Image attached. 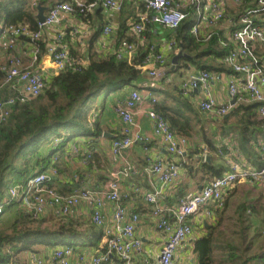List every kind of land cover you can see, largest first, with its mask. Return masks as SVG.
<instances>
[{
  "label": "built area",
  "instance_id": "1",
  "mask_svg": "<svg viewBox=\"0 0 264 264\" xmlns=\"http://www.w3.org/2000/svg\"><path fill=\"white\" fill-rule=\"evenodd\" d=\"M4 1L6 0H0V2ZM125 2L133 3L139 8L136 18L131 21L129 27L134 39L123 40L118 52L115 50V54L136 53L145 44V32L148 31L150 24L176 30L183 20L190 17L194 21L191 33L195 37H204L205 40H209L215 34L214 27L226 19L223 0L55 1L46 11L45 21L41 23L37 19L36 29L32 28L28 22H22L8 25L2 30V39H0V72L2 74L0 126L7 122L17 104L28 102L44 92L48 77L42 69L33 68L38 63L42 51L56 62L58 68L75 70L77 67L73 65L75 59L65 45L63 31L56 32L50 43L42 49L41 37L46 28L58 26L65 15L80 16L88 27L90 17L97 8L119 14ZM236 2L239 3L240 0ZM32 5H37L36 0ZM263 14L264 0H258V7L241 13L238 20L239 26L232 31L229 38L237 44L223 59L224 63L234 72L229 81L230 102L219 105L215 101L210 89L214 75L208 70L203 69L198 74H192L183 79L180 85L183 94H188L197 88L204 90L206 96L199 102L201 110L226 115L237 104L255 103L258 117L264 119V54H259V51H264V26L256 21L257 17L261 18ZM87 27L85 30L88 29ZM103 34L106 37L113 34L112 25L107 24L103 28ZM22 41L31 46L32 67L24 65L23 57L18 51ZM166 45L171 49L179 47L176 40L169 41ZM222 45L227 46V42H223ZM166 64L165 54L158 49L155 43L150 44L138 58L134 88L127 98L116 101L114 105V111L121 120V134L112 141V150L116 156L123 157L126 150L145 140L140 131L136 130L134 115L138 108L146 102L143 93L156 88L154 81H157ZM145 79L151 82L148 85L147 83L142 85ZM234 99L235 104H232ZM148 103L156 104L157 98L151 97ZM147 113L154 136L161 139L169 153L179 157L183 156L189 145V139L176 133L168 119L155 107H150ZM73 149L78 151L77 147ZM260 152L263 157L261 168L245 166L239 161L228 160L229 170L214 178L199 192L181 197L171 208L163 206L160 198L164 196L163 187L179 181L181 164L178 161L158 159L147 168L158 175L162 187L143 193H140L141 188L136 185L133 189L138 195L142 194L145 201L152 205V213L157 217L156 227L166 236L156 264H174L178 246L193 236L192 215L200 213L201 209L212 200L216 202L217 208L224 207L228 192L237 183L264 182V142L260 144ZM219 154L223 155L220 149ZM58 172L54 164L48 170L40 171L29 177L25 182L10 186L7 192V203L13 200L18 201L19 205L15 207L16 210L31 213L36 219H41L46 214H52L58 218L69 217L78 207L85 204L93 207L92 224L105 226L103 208L105 203L110 202L115 205L113 223L104 228L100 234L101 239L98 246L90 256L77 252L74 245L65 243L54 247L48 256L41 252L29 251L26 264H132L133 255L143 248L141 238L136 235L141 216L139 213L129 212L120 202V181L135 175V168L130 164L123 165L121 161V165L112 169L106 182L100 188H75L68 194L52 186ZM4 213L5 207L0 203V218ZM8 264H15V262L12 260Z\"/></svg>",
  "mask_w": 264,
  "mask_h": 264
},
{
  "label": "crops",
  "instance_id": "2",
  "mask_svg": "<svg viewBox=\"0 0 264 264\" xmlns=\"http://www.w3.org/2000/svg\"><path fill=\"white\" fill-rule=\"evenodd\" d=\"M33 1H31V4ZM36 2L37 5L40 3L37 0ZM223 3L226 19L218 23L214 27V31L218 34L221 33V36L223 38L226 37L229 41L232 33V23H236L234 18L238 17L241 13L239 12L236 0H223ZM50 4L47 5L50 6ZM37 5L36 14L38 12ZM138 9L135 4L130 2L124 3L123 10L119 14L97 8L90 17L91 20L88 27L80 16L65 15L58 26L46 28L43 31L41 43L44 48L46 44L50 43L56 32L63 31L68 42H65V45L67 46L70 43V45L79 51L81 56L77 59L84 61L87 56L91 60L76 63L75 65L90 64L94 61H107L110 59L118 60L117 57L120 54L127 53L136 61V64L128 63L136 67L141 53L152 43H155L158 49L165 54L167 64L160 72L157 81H154L156 88L143 93L146 102L142 107L138 108L134 115L136 130L140 131L145 140L134 144L126 150L122 155L123 157L116 156L113 153L112 141L121 134V120L114 111V105L116 101H122L128 97L135 86L133 83L132 85H126V87L119 91L108 94L103 106L98 105L95 107L90 119L93 123H97L101 131L97 130V125L94 127L93 124H90L91 130L87 131L86 134L78 136L77 145L69 142L64 146L63 150L59 153V172L52 183L60 192L65 194L72 192L75 188L90 187L98 189L106 182L112 169L117 165H121V161H123V165H132L136 170V174L123 178L120 181V202L129 212H136L141 216L140 223L136 229V235L141 238L143 248L140 252L133 255L132 264H156L166 236L156 227L157 217L152 213V205L145 201L142 194L138 195L134 191L133 186L140 187V193L161 188L162 184L158 175L147 168L158 159L178 161L181 164L180 179L175 183L163 187L164 196L160 198L163 206L171 208L177 204L181 197L199 192L202 187L218 177L216 174L217 170H221L220 176L229 170L230 165L228 160L239 161L245 166L261 168L263 166V157L260 152V144L264 142V125H249L250 131L246 137H243L236 125V115H231V111L226 115H220L215 111L208 112L201 110L199 102L206 96L203 89L197 88L188 94H183L180 89L183 79L192 74L196 75L203 69L193 62H188L186 66L177 69L176 64L173 63V59L180 52H183L182 41L176 40L179 45L178 48H168L166 43L176 38L173 35L158 38L157 35L160 33L159 27L148 26V31L145 32V44L136 53L122 52L115 55L117 46L115 35L118 28L122 22H125L130 27L131 21L136 18ZM262 18H264V14ZM107 24L112 25L113 28V34L109 37L103 34V28ZM84 26L88 29L85 30ZM0 34V39H2V32ZM231 41L234 42L232 39ZM234 45L237 46V44ZM18 51L23 57L24 65L32 67L31 61L33 55L31 53V46L22 41ZM91 52L94 55H91ZM183 53L185 54V52ZM259 54L263 55L264 51H259ZM99 56L104 59H96ZM244 60L248 61L247 59ZM33 68L36 70L42 69L47 77L57 74L59 69L56 62L44 51L40 54L39 61ZM210 72L214 75L210 89L215 101L219 105L230 102L229 81L234 75L233 70L224 65L221 69ZM150 82L151 80L145 79L142 85H146L145 83L148 85ZM179 91L182 95L179 94ZM151 97H156L157 103L163 101L164 105L172 107L177 114L176 118L179 122H188L183 130L184 133L182 132L189 139V145L183 156L179 157L169 153L161 139L154 136L147 110L150 107H155L157 110V103L154 105L149 104L148 99ZM167 119L169 118L167 117ZM73 147H77L78 151L76 152ZM219 149L223 151V155L219 154ZM205 162H207V165H204ZM229 195H227L225 207L228 206ZM210 203L204 206L200 213H198L200 221L197 227L194 226V233L190 238V248L194 253L192 261H195V258L196 260L198 259L197 253L194 251V242L196 240L210 235L211 232L216 239L226 237V234H228L223 226L221 230H218L221 235H217V230L215 231L214 229L217 228L218 217L225 207H222L223 209L217 208L209 205ZM15 207L14 210L16 211ZM114 210L115 205L113 203H105L103 214L106 225L103 226V230L113 223ZM93 211V207L84 204L78 207L70 217L83 222L80 228L82 231L90 230L89 228L94 225L91 219ZM239 224L240 222L236 227ZM153 228L157 229L160 233H154ZM227 229L229 231L230 227ZM98 243L99 241H97L96 245H74V247L77 252L90 256L94 253ZM53 249L54 247L43 246L42 248H36V251L48 256L52 253ZM184 249H186V246L182 247L179 251H184ZM113 258L115 259V255ZM184 263L186 264V261ZM15 264H21V261L20 263L15 262ZM196 264L199 263L196 262Z\"/></svg>",
  "mask_w": 264,
  "mask_h": 264
},
{
  "label": "trees",
  "instance_id": "3",
  "mask_svg": "<svg viewBox=\"0 0 264 264\" xmlns=\"http://www.w3.org/2000/svg\"><path fill=\"white\" fill-rule=\"evenodd\" d=\"M31 1L6 0L0 2V21H2L0 33L4 27L22 22H28L34 29L38 27L35 13L36 6H33ZM37 1L47 5L58 0L51 2L50 0ZM256 7H258V0H240L238 3L240 13ZM239 16L234 18L236 23H232V31L239 26ZM260 17H257L256 21L264 26V18ZM193 24L194 21L188 17L182 21L178 29L172 30V33L169 34L173 35L176 38L175 40L182 41L183 52L186 54L179 60L176 65L177 69L186 66L188 62H193L199 68L208 71H216L224 67L226 64L223 59L235 48L236 45L234 44L236 43L231 40L228 41L226 37L223 38L221 33L213 34L209 40L195 37L191 33ZM151 26L155 25L150 24L149 27ZM128 29L129 25L127 26L125 22H122L118 28L115 35L116 52H118L123 40L131 41L134 39L131 33H128ZM64 42H67L66 35ZM223 42H227V46L222 45ZM41 46L43 49L42 43ZM67 46L74 59L81 56L77 48L70 45V43ZM91 55H94V53L91 52ZM96 59L104 58L99 56ZM118 60L110 59L107 61H94L90 64H79L75 70L59 68L57 74L47 78V85L40 96L28 102L17 104L14 107L7 122L0 126V192L3 189L5 178L12 172L31 177L46 168L48 157L45 152L47 151L45 149L42 152L45 156H42V153L39 152L46 134L51 131L58 133L57 131L59 130V136L56 137L59 138L58 145H60L62 141L64 142L65 137L69 136L70 133L67 131L69 128H75L80 131L81 127L84 126L82 123L83 119H86L84 113L85 102L95 90L105 86L115 87L118 84L132 85L134 83L137 70L134 65L128 62L136 64V61L133 58ZM86 61L91 60L86 56ZM1 80L2 74L0 72ZM179 94L182 95L180 91ZM162 102L157 103V110L169 118L168 121L176 133L184 135L183 130L188 122H179L173 108L164 105ZM256 107L257 104L255 103L238 104L230 112L231 115H236V125L243 137H246L250 131L249 125H264V119H257ZM97 127L100 132L98 125ZM30 146L35 149L36 154H39L33 156L35 167L28 166L31 160H26L27 155L23 152L26 147ZM20 156L26 157L25 161H19L18 158ZM204 165H207V162ZM37 166L40 167L38 170H36ZM216 174L220 176L221 170H217ZM18 214L20 215L17 216L9 229L0 227V264H8L12 260L18 262L16 260L18 253L36 251V248L40 245L45 247L62 245L67 243L66 237L77 236L79 232H82L80 228L83 222L79 219L63 217L58 225L49 227L43 226L42 222L46 221L44 218H33L31 213L28 212ZM21 220L35 224H23ZM250 221L249 215L242 212L240 224L234 233V235L240 234L241 242L238 244L233 239L234 235L216 239L212 232L210 235L196 240L194 242V251L197 253L198 263L264 264V242L258 239L262 228L258 221L256 222L255 219H252L251 226L255 229V234L251 236L248 233ZM243 224L247 225L244 226ZM92 228L93 226L89 229L91 230ZM100 239L101 235L94 240L92 245H96Z\"/></svg>",
  "mask_w": 264,
  "mask_h": 264
},
{
  "label": "rangeland",
  "instance_id": "4",
  "mask_svg": "<svg viewBox=\"0 0 264 264\" xmlns=\"http://www.w3.org/2000/svg\"><path fill=\"white\" fill-rule=\"evenodd\" d=\"M53 1V0H50ZM192 20V19H191ZM0 26H2V21H0ZM159 27L160 33H158V38L162 36H169L171 30L161 27ZM1 37V34H0ZM126 87V85H116L114 86H105L101 89H97L93 92V94L86 100L85 104V109L84 113L86 115V119H83V127H81V130H76L75 128H69L67 131L69 136L65 137L64 142L62 141L60 145H58L59 138L56 136H59V130L57 131L58 133H54V131H51L46 134V138L43 141V144L40 147L39 152H43L45 149L47 152L46 156L48 157V163L46 165V168L43 170H48L51 166L54 164L57 166V169L59 170V153L61 150H63L64 146L67 143H73V144H78L77 138L80 134H86L87 131L91 130L90 124H93L94 127H96L97 123H93L90 119V117L93 114V111L96 106L101 105L105 103V99L108 94H111L112 92L119 91ZM79 132V133H78ZM79 139V138H78ZM70 145V144H68ZM50 149V151H49ZM49 151V152H48ZM27 156H20L18 159L19 161H25L28 160L30 161L28 163V166L30 167H35L34 166V157L39 154H36V151L32 146L26 147V149L23 151ZM38 152V153H39ZM42 156H45V154L42 153ZM20 168V167H19ZM17 168V169H19ZM37 170L40 168L39 166L36 167ZM41 170V171H43ZM35 172V171H34ZM35 175V174H34ZM29 177L22 176V174L18 172H12L11 174L7 175L5 178L4 184H3V189L0 192V203H2L5 207V213L3 216L0 218V227L4 229H9V227L12 225L14 220L17 218L18 213H23L22 211H15L14 207L18 206L19 203L16 200H13L9 203H7V192L10 186L18 184L20 182H25ZM231 193H229V203L228 206H226L227 203V197L225 200V209L221 212V215L218 217V222H217V228H214L215 231L217 230V235H221L220 231L221 227H225L226 231L228 234L226 235H234L235 231L237 229L236 225L240 222L241 219V214L242 212L246 213L249 215L250 220L255 219V221L259 222V225H261V235H259L258 239L261 242H264V182H242V183H237L232 189ZM209 205H213L216 207V202L214 200L211 201ZM212 207V206H210ZM243 207V208H242ZM204 208V207H203ZM223 209V208H222ZM199 215L194 214L191 216V223L194 226L197 227L199 220ZM70 217V216H69ZM46 219L45 222L43 223V226H49V227H55L58 225L61 219L63 218H58L52 214H46L43 217ZM251 221H250V229L248 233L252 236L255 234V229H253V226H251ZM23 224H31L34 225L35 223H28L25 220H21ZM245 222V221H244ZM244 226L247 224H243ZM228 227H230V230L228 231ZM233 229V230H232ZM235 229V230H234ZM103 231V226H97L93 225V228L91 230H86L79 232L77 236L73 237H66V242L67 243H72L75 245H84V246H91V244L94 242L95 239H97L100 234ZM154 233L159 232L157 229L153 228ZM160 233V232H159ZM240 235V234H239ZM239 235L235 234L233 239L235 242L238 244L241 242ZM221 238V237H219ZM226 238V237H223ZM65 244V243H64ZM191 241L190 239L186 240L184 243L180 244L176 250L175 254V260L174 264H185L184 261H186V264H196L198 262V259L195 261H192V258L194 257V253L190 248ZM184 251H179L182 249V247H185ZM43 245H40L37 248H42ZM55 247V246H53ZM28 259V253L27 252H20L16 255V260L21 264H26ZM188 259V260H187Z\"/></svg>",
  "mask_w": 264,
  "mask_h": 264
},
{
  "label": "water",
  "instance_id": "5",
  "mask_svg": "<svg viewBox=\"0 0 264 264\" xmlns=\"http://www.w3.org/2000/svg\"><path fill=\"white\" fill-rule=\"evenodd\" d=\"M48 9H49L48 5H44L41 2L38 3L37 5L38 12L36 14V18L38 19L39 22L43 23L45 21L46 11H48ZM183 56H185V54L183 52H180L177 56L174 57L173 63L177 65L179 59ZM232 104H235V99L232 101Z\"/></svg>",
  "mask_w": 264,
  "mask_h": 264
},
{
  "label": "bare ground",
  "instance_id": "6",
  "mask_svg": "<svg viewBox=\"0 0 264 264\" xmlns=\"http://www.w3.org/2000/svg\"><path fill=\"white\" fill-rule=\"evenodd\" d=\"M128 58H132V56L127 53H122L117 57V59H128ZM83 62H85V60L82 61V59H77L75 60V62H73V65H75L76 63H83Z\"/></svg>",
  "mask_w": 264,
  "mask_h": 264
}]
</instances>
